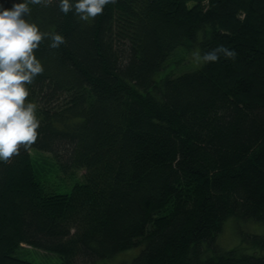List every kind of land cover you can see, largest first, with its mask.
Instances as JSON below:
<instances>
[{"label":"trees","instance_id":"trees-1","mask_svg":"<svg viewBox=\"0 0 264 264\" xmlns=\"http://www.w3.org/2000/svg\"><path fill=\"white\" fill-rule=\"evenodd\" d=\"M58 3L25 17L66 43L35 51L38 138L0 162V264H264V235L218 245L229 219L264 224V0H117L88 22ZM218 45L235 60L193 59Z\"/></svg>","mask_w":264,"mask_h":264},{"label":"clouds","instance_id":"clouds-1","mask_svg":"<svg viewBox=\"0 0 264 264\" xmlns=\"http://www.w3.org/2000/svg\"><path fill=\"white\" fill-rule=\"evenodd\" d=\"M50 0H23L14 3L11 9L0 5V162L10 163L20 154L21 148L27 151L38 138L40 122L36 118V104L27 103L29 89L35 78L44 73L35 51L48 39L49 47L58 49L66 43L59 33L41 32L34 23L25 17L30 16L29 5L47 7ZM117 0H59L58 8L64 15L73 13L79 21L94 20L104 12L105 6L116 4ZM236 51L223 45L204 52L193 54V59L204 64L217 62L221 57L235 60Z\"/></svg>","mask_w":264,"mask_h":264},{"label":"rangeland","instance_id":"rangeland-1","mask_svg":"<svg viewBox=\"0 0 264 264\" xmlns=\"http://www.w3.org/2000/svg\"><path fill=\"white\" fill-rule=\"evenodd\" d=\"M189 59L190 62H192L193 59ZM186 69L190 68L185 67L184 70ZM81 174H83V172H80L78 176H80ZM68 183L70 184L69 190H71L73 186V180H69ZM254 235H264V224L251 220L232 218L224 224L218 240V245L222 251H228L234 248L241 247L244 248L242 246V243L245 242L244 238H248ZM138 253L139 249H132L120 253L114 258L99 264H133L134 258L138 255ZM19 256L23 260H27L35 264H64L63 260L58 255L39 251L32 248H30V250L21 252Z\"/></svg>","mask_w":264,"mask_h":264}]
</instances>
